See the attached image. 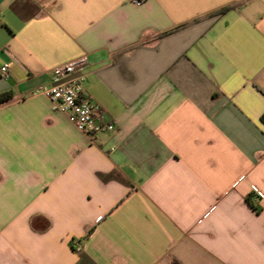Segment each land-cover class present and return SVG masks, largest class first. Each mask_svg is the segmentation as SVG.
Wrapping results in <instances>:
<instances>
[{"label":"crops","instance_id":"obj_1","mask_svg":"<svg viewBox=\"0 0 264 264\" xmlns=\"http://www.w3.org/2000/svg\"><path fill=\"white\" fill-rule=\"evenodd\" d=\"M81 55L92 139L38 91ZM3 65L0 264H264V0H0Z\"/></svg>","mask_w":264,"mask_h":264},{"label":"built area","instance_id":"obj_2","mask_svg":"<svg viewBox=\"0 0 264 264\" xmlns=\"http://www.w3.org/2000/svg\"><path fill=\"white\" fill-rule=\"evenodd\" d=\"M142 1L132 0L134 4ZM86 64V56L81 55L55 65L51 69L50 83L40 85L38 91L48 97L53 111L65 114L77 130L92 139L97 134L114 131L116 125L95 101L83 94V83L87 76L83 70ZM0 72L6 76L5 65L0 67ZM255 195L259 200V195Z\"/></svg>","mask_w":264,"mask_h":264},{"label":"trees","instance_id":"obj_3","mask_svg":"<svg viewBox=\"0 0 264 264\" xmlns=\"http://www.w3.org/2000/svg\"><path fill=\"white\" fill-rule=\"evenodd\" d=\"M11 96V93L10 92H5V93H2L0 94V102L2 101H5L7 100L8 98H10ZM261 121L264 122V112L263 114L261 115ZM246 202L249 204V206H251V208L255 211V212H258L259 211V206L257 205V198H256V195L255 193H249L247 196H246Z\"/></svg>","mask_w":264,"mask_h":264}]
</instances>
